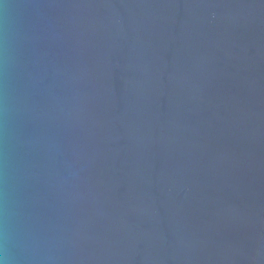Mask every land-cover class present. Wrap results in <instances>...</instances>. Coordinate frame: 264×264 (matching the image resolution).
<instances>
[{"label":"water","instance_id":"obj_1","mask_svg":"<svg viewBox=\"0 0 264 264\" xmlns=\"http://www.w3.org/2000/svg\"><path fill=\"white\" fill-rule=\"evenodd\" d=\"M0 259L264 264V0H0Z\"/></svg>","mask_w":264,"mask_h":264},{"label":"clouds","instance_id":"obj_2","mask_svg":"<svg viewBox=\"0 0 264 264\" xmlns=\"http://www.w3.org/2000/svg\"><path fill=\"white\" fill-rule=\"evenodd\" d=\"M0 264H7V262L3 259H0Z\"/></svg>","mask_w":264,"mask_h":264}]
</instances>
